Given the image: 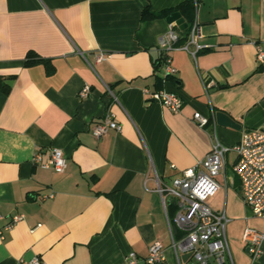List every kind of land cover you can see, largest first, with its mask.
<instances>
[{"label":"crops","instance_id":"1","mask_svg":"<svg viewBox=\"0 0 264 264\" xmlns=\"http://www.w3.org/2000/svg\"><path fill=\"white\" fill-rule=\"evenodd\" d=\"M184 1L0 0V264H126L131 252L146 264L155 242L165 247L161 264H178L171 233L180 240L182 232L167 222L175 202L165 211L156 177L171 183L211 151L212 126L200 127L194 114L223 112L239 123L240 131L217 125L230 148L264 125V69L257 62L264 0H194L193 24L176 12L184 30L168 21L171 15L142 21L145 8L159 13ZM194 24L196 42L205 46L199 52L182 49ZM171 26L180 40L166 54L159 40ZM30 51L50 60L55 73L42 64L25 67ZM85 86L90 93L81 99ZM145 90L177 94L181 111ZM108 113L121 130L96 138L91 130ZM50 148L62 151L65 172L33 162ZM231 187L209 205L226 212L235 264H264V241L256 262L243 241L246 228L264 232V220L244 205L240 182ZM16 215L23 219L5 230Z\"/></svg>","mask_w":264,"mask_h":264},{"label":"built area","instance_id":"2","mask_svg":"<svg viewBox=\"0 0 264 264\" xmlns=\"http://www.w3.org/2000/svg\"><path fill=\"white\" fill-rule=\"evenodd\" d=\"M197 25L194 24L189 43L182 49L189 51V46L194 45L196 52L205 49V46L196 42ZM180 38L173 26L159 40L160 48L166 54L174 51ZM194 55L195 52H192ZM105 58L104 54L98 56V61ZM257 62L264 69V49L257 47ZM165 69L168 75H175L177 70L170 65L166 58ZM208 90V87H207ZM108 94L117 101V95L110 89ZM90 93V87L85 86L79 93L81 99ZM145 94L158 100L162 106L171 112L178 113L183 107V100L174 93L159 91ZM194 114V120L202 127L212 126L213 145L211 151L196 165L181 171L171 183H165L156 177L157 192L160 194L165 211L168 201L174 200L176 214L173 219L168 218L169 227H178L182 232L180 240L171 233V247L175 252L178 264H235L227 238L228 218L224 209L216 211L209 205V200L220 190L229 189L238 179L241 186V198L244 205L249 208L254 217L264 220V125L258 129L243 132L241 140L232 148L225 146L217 136V123L214 118ZM120 131L121 127L111 113L96 124L91 132L96 138H101L110 131ZM230 151L236 154L233 162V172L236 176H227L228 159ZM35 165L63 173L67 168V160L58 148H50L47 153L37 151L33 157ZM172 168H175L172 165ZM3 218L0 213V220ZM23 219L22 215L12 217L5 230H10L17 222ZM243 241L252 262L261 256V244L264 241V232L246 228ZM165 247L161 242H155L149 248V254L144 260L146 264H161L164 260ZM191 254L189 261L183 262L185 254ZM141 260L135 252L126 257V264H140ZM22 264H46L39 258Z\"/></svg>","mask_w":264,"mask_h":264},{"label":"trees","instance_id":"3","mask_svg":"<svg viewBox=\"0 0 264 264\" xmlns=\"http://www.w3.org/2000/svg\"><path fill=\"white\" fill-rule=\"evenodd\" d=\"M195 10H196V2L194 0H185L183 3H181L178 7L174 9H169L166 11H162L159 13H153L151 12L148 8H145L143 13H142V21L146 22L149 20L153 19H158V18H167L170 15L179 12L183 17H187L189 21L194 22V17H195ZM192 24L190 27H188V30L191 29ZM42 64L45 66L47 74L49 76L53 75L55 73V66L52 64V62L48 59L41 58L39 55H37L35 52L30 51L25 59L24 66L27 68H30L32 66ZM158 66V64H157ZM3 90L5 92L9 91L8 86H2ZM173 207L174 203L172 202L169 207Z\"/></svg>","mask_w":264,"mask_h":264},{"label":"water","instance_id":"4","mask_svg":"<svg viewBox=\"0 0 264 264\" xmlns=\"http://www.w3.org/2000/svg\"><path fill=\"white\" fill-rule=\"evenodd\" d=\"M170 23H176L177 25H180L181 29H186L187 25L184 24L183 19L180 18L179 13H175L171 15L168 19ZM214 118L216 120V123L218 126L221 127H228L232 128L234 130L240 131L242 129L241 125L237 123L235 120H233L229 115L223 112H217L214 114ZM191 257V254H185L182 259L187 260Z\"/></svg>","mask_w":264,"mask_h":264},{"label":"rangeland","instance_id":"5","mask_svg":"<svg viewBox=\"0 0 264 264\" xmlns=\"http://www.w3.org/2000/svg\"><path fill=\"white\" fill-rule=\"evenodd\" d=\"M236 158V154L233 151H230L227 155V159H228V166H227V176H233L236 178L234 172H233V162ZM238 181V179H236ZM235 188L231 187V191H236L234 190ZM219 195V193L217 194Z\"/></svg>","mask_w":264,"mask_h":264}]
</instances>
